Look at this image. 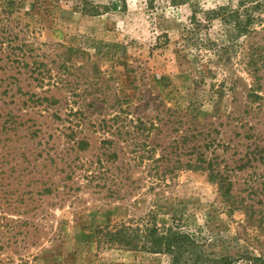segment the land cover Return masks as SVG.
I'll return each mask as SVG.
<instances>
[{"label": "rangeland", "instance_id": "obj_1", "mask_svg": "<svg viewBox=\"0 0 264 264\" xmlns=\"http://www.w3.org/2000/svg\"><path fill=\"white\" fill-rule=\"evenodd\" d=\"M113 1L118 10L107 9ZM229 2L0 0V31L11 35L0 53L1 197L31 188L29 126L55 133L57 124L82 118L80 128L94 138L90 150L98 153L100 135L90 123L112 118L121 107L128 120L157 121L160 114L168 120L167 141L173 127L191 131L198 123L201 131L212 132L220 157L229 162L237 153L243 159L232 164L229 195L202 170L141 183V167L134 171V189L118 197L96 182L87 184L79 171L76 183L68 182L70 195L25 197L10 207L0 234L10 240L0 253L4 264H170L162 253L99 241L102 231L138 223L151 211L160 221L176 217L190 230L202 229L217 254H264V22L223 59L190 45L187 36L192 5ZM221 28L216 21L213 39ZM18 55L25 64L12 66L10 59ZM7 121L17 127H4ZM132 149L129 143L125 160L133 157ZM247 152L255 155L244 159Z\"/></svg>", "mask_w": 264, "mask_h": 264}, {"label": "trees", "instance_id": "obj_2", "mask_svg": "<svg viewBox=\"0 0 264 264\" xmlns=\"http://www.w3.org/2000/svg\"><path fill=\"white\" fill-rule=\"evenodd\" d=\"M229 1L228 4L213 8L192 5L190 27L187 29L190 45L200 49H212L213 54L219 59H223L231 48L246 45L247 39L258 33V26L262 27L264 22V0ZM107 9L118 10L119 4L113 1ZM216 21L222 28L218 39H213L211 31ZM10 36L2 27L0 53H3ZM0 61H3L1 55ZM25 61L26 59L19 55L10 59L11 65L17 67L24 65ZM121 108L110 119L103 118L90 123L94 128L92 133L100 135L98 153L90 150L94 138L80 128L82 118L77 123L70 120L67 125L64 122L57 124L53 127L55 133H47L40 126L28 127L30 138L27 143L32 145L28 147V160H32L28 161L29 173H32L28 184L31 188L27 191L23 189V192H18L16 196L9 198L0 196V234L6 228L3 220L8 211H12L11 206L17 204L20 199L24 201L25 197L30 200L34 197L42 199L48 195H53L54 198L70 195L73 187L68 182L76 183L73 180L79 171L84 172L83 178L87 180V184L96 182L100 189L107 188L108 195L118 197L123 191L127 193L129 187L134 189L131 186L136 182L134 171L141 167L145 171L144 176L138 179L141 183L144 179L163 181L178 171L202 170L207 173L210 181L218 184L222 194L229 195L227 185L230 186L229 179L235 168L232 164H240L243 159H237V153L229 162L224 157H220L217 151L219 143L212 136V132L201 131L197 128L198 123H195L196 126L191 131L173 127L174 136L171 141H167L168 120L159 117L160 114L157 121L153 119L145 121L141 116L135 120L132 118L128 120L127 116H121ZM171 109L168 108L166 112ZM70 114L77 116L76 114L79 113L70 109ZM8 122L4 127H17L16 124L11 123L12 121L7 125ZM155 130L161 137L158 135L153 137ZM129 143L133 146V157L125 160ZM159 147H161L160 155L157 156ZM252 154L255 155V152H247V156L243 157L245 159ZM125 186L127 187L124 188ZM2 192L4 190L0 189V193ZM98 238L100 242H110L128 250L165 254L169 257L170 264H236L239 260H245L246 264H264L263 253L243 251L237 256L217 254L214 245L203 234L202 229L190 230L185 227L181 219L176 217H172L170 221H160L154 211L148 213L138 223H122L102 231ZM9 242L7 238L0 239V253L8 249ZM4 262L5 260L0 257V264Z\"/></svg>", "mask_w": 264, "mask_h": 264}]
</instances>
